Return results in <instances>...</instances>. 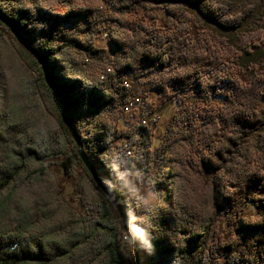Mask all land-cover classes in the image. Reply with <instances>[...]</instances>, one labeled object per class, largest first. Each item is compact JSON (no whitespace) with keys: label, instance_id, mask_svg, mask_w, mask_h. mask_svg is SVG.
Returning a JSON list of instances; mask_svg holds the SVG:
<instances>
[{"label":"trees","instance_id":"1","mask_svg":"<svg viewBox=\"0 0 264 264\" xmlns=\"http://www.w3.org/2000/svg\"><path fill=\"white\" fill-rule=\"evenodd\" d=\"M134 2L144 11L163 8L167 30L176 28L175 33H183L192 22L189 8L224 30L238 29L250 17L246 9L237 13L222 0ZM0 12L43 57L50 76L65 96L72 126L104 185L123 210L127 230L136 239L139 264H264V132L255 134L262 124L263 77L256 76L243 84L231 66L225 68L221 54L201 40L177 33L149 38L140 29L109 36L118 66L107 69L99 78L89 77L85 69L92 62L87 61L104 60V51L94 46V38L106 30L107 21L76 11L58 13L39 0H0ZM0 26L10 34L2 22ZM18 47L39 74V111L42 114L46 109L53 114L61 133L36 137L26 132L19 111L0 113V193L33 164L40 166L38 172L55 173L48 166L51 162L58 164L64 174L78 165L84 172L82 176L103 192L78 157L62 120L61 106L38 62L19 44ZM154 68L166 70L156 82L161 105L149 112V119L156 116L157 123L149 128L117 127L116 110L122 109L129 96L123 85L124 75L151 72ZM170 87L175 94L169 93ZM186 90H194L196 98L205 94L216 103L209 113L199 115L200 124L184 128L179 125L175 131L166 125L161 132L158 124L162 115L169 114L173 121L188 111L183 97L177 94ZM105 119L107 123H103ZM153 130L161 132L162 137L141 143L146 150L143 158L127 154L137 143L135 139L149 138ZM179 143L200 152V167L218 176L206 193L196 188L185 193V179L178 182L182 175L167 169L166 156ZM179 164L188 166L183 160ZM126 173L138 187L148 183L142 180L146 177L159 191L158 205L147 209V219L138 225L127 203ZM10 188L0 200V264H134L133 248L128 254L127 246L118 242L126 230L109 221V208L90 211L66 238H59L36 228L26 211L21 213L17 208L10 215V205L15 204L13 187ZM168 189L170 199L164 196ZM131 201L132 206L138 205L140 196L134 193ZM248 205L258 210L257 217L240 223L242 209ZM232 227L238 237L225 240Z\"/></svg>","mask_w":264,"mask_h":264},{"label":"rangeland","instance_id":"2","mask_svg":"<svg viewBox=\"0 0 264 264\" xmlns=\"http://www.w3.org/2000/svg\"><path fill=\"white\" fill-rule=\"evenodd\" d=\"M222 1L231 4L237 13L246 9L250 12L249 19L238 29L224 30L216 24L198 17L195 10L189 8L193 20L187 25L183 33L176 32L177 35H184L192 40L199 39L201 43L216 50L223 57L222 61L225 68L231 66L237 79L243 84H249L256 76L264 78V0ZM39 2L58 13L76 11L83 14L87 13L93 19H103L108 22L105 25L106 30L94 38V46L104 51V60L100 61L98 58L96 61L95 59L94 61H87V63L92 62L85 69L89 77L99 78L107 69H114L118 66L115 56L110 50L109 36L117 37V35L127 33L130 30L140 29L143 30L145 37L151 38V35H158L165 38L176 35L175 31H177L176 28L167 30V15L163 8L156 7L144 11L135 5L134 0H39ZM99 26L101 27L102 24L100 23ZM10 34L0 26V113L13 114L15 110L19 111V118L21 117L20 120L25 126L26 132L32 133L36 137L43 135L47 138L51 134L59 135L61 129L56 117L46 109L45 113L42 114L39 111V91L37 88L39 74L25 60L19 50V43ZM151 70V72L144 70L137 74L127 73L123 77V80L130 85L129 95L143 98L139 101L138 109H142L143 114H146L145 116L153 108L161 105V92L156 87V82L160 80L158 75H165L166 72L165 69L160 68ZM72 91L76 92L75 89ZM168 91L169 93H176L171 87L168 88ZM177 94L183 97L188 111L178 114L173 121H171L172 118L169 114L162 115L158 124L161 126V132L165 130L166 125L172 126L171 131H175L179 125L184 128L188 124L192 126L200 124L199 115L209 113L212 105L216 103L205 94L196 98L194 90L180 91ZM260 114L262 124L255 134L264 132V103L260 107ZM116 116L118 118L117 127L133 129L139 127L142 113L140 114L135 110L134 113L127 115L122 113V109H118ZM103 121V123H107L106 119ZM161 132L153 130L149 138L142 140L138 137L135 139L137 143L134 145L131 156L143 158L145 149L141 143L158 141L162 137L159 134ZM174 147V150L166 156L167 169H174L175 172L177 171L184 177L181 176L177 181L185 179V193H189L195 188L206 193L209 185L218 180V176L206 172L200 167V152L193 151L184 143L176 144ZM174 152H179V154L176 155ZM1 160L2 158H0ZM181 160L184 163L187 162L188 166L184 168L180 166L179 161ZM48 166L55 173L53 171L49 174L38 172L36 169L40 166L33 164L28 171L22 173L10 185L13 187L12 191L15 196V204L10 205L9 208L10 215L12 210L17 208L21 213L26 211L36 228L50 232L59 238H66L69 232L73 231L90 211L98 212L102 208H109L111 212V215H108L109 221L113 224H119L124 229L118 209L104 196L103 192L94 187L90 179L82 176L84 172L81 167L73 165L69 174H64L58 169V164L51 162ZM124 178L128 187L127 203L132 208L134 223L138 225L147 219L146 210L158 205L159 191L155 186L152 187L154 183H151L146 177H143L142 180L146 179V182H150L151 187L148 183L138 187L128 173L124 175ZM10 187L0 193V200L11 191ZM61 188L64 190H60ZM134 193L140 196V201L138 205L132 206L131 200ZM164 196L170 199L171 191L166 190ZM122 213L124 216L123 210ZM257 214L258 210L252 205L244 206L239 222H252ZM124 220L126 227H128L125 216ZM125 235H121L118 242L124 243L127 246L128 254H131V248H133L131 239L127 232ZM238 235L232 227L224 239L229 241ZM238 264L260 263L258 261L254 263L241 261Z\"/></svg>","mask_w":264,"mask_h":264},{"label":"water","instance_id":"3","mask_svg":"<svg viewBox=\"0 0 264 264\" xmlns=\"http://www.w3.org/2000/svg\"><path fill=\"white\" fill-rule=\"evenodd\" d=\"M0 22H2L10 30L11 34L15 37L17 42L28 53H30L33 57H35L36 61L40 65V69L42 71V74H43V77H44V80H45L46 84L50 87V89L52 90L53 94L55 95V97L57 98V100H58V102H59V104L61 106L62 120H63L64 125H65L67 131L69 132L73 142L75 143V145L77 147L78 157L81 159L84 167L86 168V170L90 174L91 178L96 182L98 187L103 191V193L105 195H107L108 199L118 209V211H119V213L121 215V219H122L123 224H124V228H125L126 232L128 233V235L130 236V239H131L132 247H133V250H134V264H139V250H138L136 239L127 230V227L125 225L124 216H123L122 209H121L120 205L111 196V194L109 193L108 189L106 188V186L104 185L103 181L101 180L98 172L96 171L93 163L90 161L89 157L87 156V154H86V152H85V150L83 148V144H82L81 138L78 135V133L75 131L73 126H72L71 119H70V114H69L68 102L65 99V96L63 95V93L59 90V88L56 85V83L54 82L53 78L50 76L45 60L35 50H33L29 44H27L25 42V40L22 38L20 33L17 31V29L15 28L13 23L1 12H0Z\"/></svg>","mask_w":264,"mask_h":264},{"label":"built area","instance_id":"4","mask_svg":"<svg viewBox=\"0 0 264 264\" xmlns=\"http://www.w3.org/2000/svg\"><path fill=\"white\" fill-rule=\"evenodd\" d=\"M123 85L126 89H128V90L131 89L128 82L124 81ZM141 99H143V98L129 95L126 99V102L124 103V105L122 107V113L130 115V114L134 113L135 110H136V112H138L140 114L142 113V118L140 119L138 125H139V127H142V128H149L151 125L156 124L158 119L156 116H151V118L149 119V117H150L149 114H147V116H145L146 114H143L142 109H138L139 101ZM132 152L133 151L129 150L127 153H128V155L131 156Z\"/></svg>","mask_w":264,"mask_h":264}]
</instances>
